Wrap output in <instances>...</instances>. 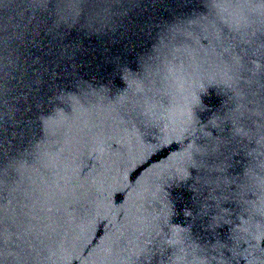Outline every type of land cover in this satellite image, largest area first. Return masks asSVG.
<instances>
[{
    "label": "water",
    "instance_id": "95a60500",
    "mask_svg": "<svg viewBox=\"0 0 264 264\" xmlns=\"http://www.w3.org/2000/svg\"><path fill=\"white\" fill-rule=\"evenodd\" d=\"M0 264H264V0H0Z\"/></svg>",
    "mask_w": 264,
    "mask_h": 264
}]
</instances>
